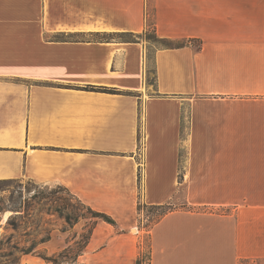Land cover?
<instances>
[{"label": "crops", "instance_id": "obj_1", "mask_svg": "<svg viewBox=\"0 0 264 264\" xmlns=\"http://www.w3.org/2000/svg\"><path fill=\"white\" fill-rule=\"evenodd\" d=\"M20 178L115 221L76 264H264V0H0V180ZM139 205L172 207L145 229Z\"/></svg>", "mask_w": 264, "mask_h": 264}, {"label": "rangeland", "instance_id": "obj_2", "mask_svg": "<svg viewBox=\"0 0 264 264\" xmlns=\"http://www.w3.org/2000/svg\"><path fill=\"white\" fill-rule=\"evenodd\" d=\"M153 35V31L148 29L141 37L154 41ZM122 39L137 40L133 36H124ZM147 52L150 58L152 49ZM152 80L153 69L150 61L148 81L151 83ZM63 203H67L68 213L73 212L72 205L80 207L66 190L56 185L36 183L27 178L0 183V264H35L31 256L39 257L37 252L52 258V261H46L39 257L45 264H76L75 255L87 238L94 219L90 218V214L81 206L75 213L79 214L78 220L67 223L54 211L55 206ZM13 208L18 211H12ZM140 209L142 213H139L138 225L145 229L164 211L142 206ZM41 239L45 241L38 244ZM143 242L147 248L146 236ZM31 244L36 245L33 252H20V249H25ZM146 252L143 264H148Z\"/></svg>", "mask_w": 264, "mask_h": 264}, {"label": "trees", "instance_id": "obj_3", "mask_svg": "<svg viewBox=\"0 0 264 264\" xmlns=\"http://www.w3.org/2000/svg\"><path fill=\"white\" fill-rule=\"evenodd\" d=\"M129 36H133L135 39H137V37H139L138 35H129ZM150 39V38H149ZM153 40L155 42H158L160 43V45H163V46H174V45H179V43H174L173 41L169 40V39H166V38H159L157 37L155 34L153 35ZM129 41H135V40H129ZM84 89H91V90H100V91H106V92H115V90L113 89H109V88H106V87H92V86H86L84 87ZM6 181H9V180H3L1 179L0 180V183L2 182H6ZM57 187L61 188V189H64L66 190V192L71 195L80 205V207L82 206L83 208H85V210L90 214V218L94 219V222H93V225L90 227L89 229V233H88V236L87 238L85 239L83 245L80 247V249L78 250V252L76 253V259L77 257L80 255V253L83 251L84 247L86 246V244L88 243L89 241V238H90V235L92 233V230H93V227H94V224L97 220H102L106 223H109L111 225H115V221L113 220V218L111 216H109L108 214L104 213V212H100V211H96L92 208H90L89 206L85 205L83 202H81L74 194H72L69 190H67L65 187L63 186H60V185H56ZM66 207H67V203H63V204H58L57 206H55V209L54 211L62 218H64V220L67 222V223H72V222H76L78 220V216L79 214H75L77 213V210H79L80 207H78L77 205H72L71 208L73 209V212H66ZM141 205L138 206V209H140ZM148 208L150 209H164V211H162L155 220H157L161 215H163L166 211L170 210L171 209V206L170 205H161V206H149ZM12 211H18L17 208H13ZM75 214V215H74ZM74 215V216H73ZM153 221V222H154ZM13 227L15 228V225H13ZM45 240L44 239H41L40 243H43ZM35 247L36 245L34 244H31L30 246H28L27 248L25 249H20V252L22 254H28V253H31L35 250ZM37 256L41 257L42 259L46 260V261H52V258L51 257H47V256H43L41 255L39 252L36 253ZM74 259V261L76 260ZM137 264H140V261L137 260Z\"/></svg>", "mask_w": 264, "mask_h": 264}]
</instances>
